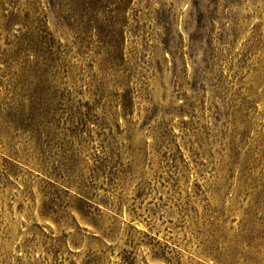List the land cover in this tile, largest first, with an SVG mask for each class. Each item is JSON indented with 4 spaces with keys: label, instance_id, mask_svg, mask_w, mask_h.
<instances>
[{
    "label": "rangeland",
    "instance_id": "374dc122",
    "mask_svg": "<svg viewBox=\"0 0 264 264\" xmlns=\"http://www.w3.org/2000/svg\"><path fill=\"white\" fill-rule=\"evenodd\" d=\"M34 1L0 0V264H264V0L100 5L120 48L39 0L46 71Z\"/></svg>",
    "mask_w": 264,
    "mask_h": 264
},
{
    "label": "trees",
    "instance_id": "16d2710c",
    "mask_svg": "<svg viewBox=\"0 0 264 264\" xmlns=\"http://www.w3.org/2000/svg\"><path fill=\"white\" fill-rule=\"evenodd\" d=\"M51 13H55L64 25L83 38L84 33L96 30L100 37V32L107 43H114L120 48L123 35V23L116 20L115 16L109 14L100 26V5L104 8L112 4H118L121 0H45ZM40 1L35 0L33 12H27L23 16L17 14L13 18L21 26L20 35L16 36V45L20 51H32L37 55V59L32 61L30 67L42 68L56 67L55 62V38L50 30L48 21L42 18L39 11ZM121 4V3H120ZM117 9H122L121 5ZM88 15V20L84 17ZM44 17V16H43ZM18 18V19H16ZM12 20V19H11Z\"/></svg>",
    "mask_w": 264,
    "mask_h": 264
}]
</instances>
